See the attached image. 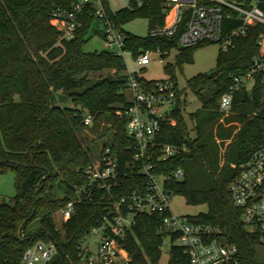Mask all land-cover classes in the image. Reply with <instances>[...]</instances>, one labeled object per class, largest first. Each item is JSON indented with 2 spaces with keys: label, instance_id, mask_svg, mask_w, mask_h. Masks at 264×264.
<instances>
[{
  "label": "trees",
  "instance_id": "16d2710c",
  "mask_svg": "<svg viewBox=\"0 0 264 264\" xmlns=\"http://www.w3.org/2000/svg\"><path fill=\"white\" fill-rule=\"evenodd\" d=\"M70 1L0 0V173L13 171L16 187L13 197L0 200V264H22L25 251L38 241L57 244V253L46 264H81L77 245L82 236L104 217L110 218L113 202L143 180V175L130 172L111 194L103 190L92 201L77 204L75 214L57 228L55 214L70 199L74 187L86 182L84 169L102 150L94 157L80 136L85 110L93 114L94 122L109 124L104 135L111 137L102 148L110 146L121 167L132 161L135 151L126 131L129 101L123 57L107 50H84L93 31L89 20L75 38L56 45L59 31L50 23L49 13ZM138 14L149 16L150 28L164 22L159 2L124 8L116 16L123 23ZM126 40L134 56L144 49L175 46L174 39L149 35L126 34ZM203 44L177 48L178 63L183 58L190 60L193 50ZM257 55L264 57V25L252 26L247 36L235 39L233 47L221 49L214 72L187 80V89L201 103L190 115L195 139L189 137L180 90L173 112L176 124L163 123L156 137L161 144L187 146L186 153L160 165L166 173L178 167L185 170L183 180L171 182L169 188L172 194L183 195L187 204L207 206L205 213L190 216V220L219 226L226 239L237 245L238 264H263L257 254L261 244L232 206L229 186L237 175L236 166L264 142V83L257 80L251 90L244 85L234 93L232 113L225 123L220 122L223 114L218 103L233 85V77L246 73ZM139 81L151 84L154 80ZM59 94L66 95L73 106H62ZM160 223L157 215L137 217L124 240L131 264H158ZM171 251L169 262L181 254V248L173 246Z\"/></svg>",
  "mask_w": 264,
  "mask_h": 264
},
{
  "label": "built area",
  "instance_id": "2783aa9c",
  "mask_svg": "<svg viewBox=\"0 0 264 264\" xmlns=\"http://www.w3.org/2000/svg\"><path fill=\"white\" fill-rule=\"evenodd\" d=\"M131 1L135 7L145 2L161 4L164 22L152 26L148 35L174 39L176 48L218 42L227 51L234 46L236 38L247 36L252 26L264 25V0H128L124 8H135ZM108 9L107 0H71L53 7L49 16L50 23L59 31L56 45L75 38L85 20H89L91 30L102 26L106 50L123 57L128 50L126 34L116 14H110ZM262 42L261 33L259 44ZM171 49H144L135 59L141 66L150 64L152 56L163 62ZM127 78L132 98L126 109V131L135 144L132 161L121 167L111 147H103L98 158L84 169L86 182L74 187L70 199L57 212L61 214L57 228L75 214L77 204L92 201L103 190L111 194L131 172L143 175L142 182L113 202L110 218L104 217L82 236L77 245L81 264H131L124 240L140 215L161 218L159 249L162 252L168 245L169 259L173 246L181 248V254L169 264H238V247L226 239L219 226L192 221L190 216L176 215L170 209L173 194L169 184L182 181L185 170L178 167L166 173L160 165L186 153L188 148L185 144L158 143L156 137L163 123L176 124L173 117L179 91L176 81L169 77L151 84L141 83L132 73ZM233 79V85L218 103L223 115L231 111L234 93L242 86L249 88L257 80L264 83V57L255 56L248 71ZM93 122V114L85 110L84 125L88 127ZM236 167L237 175L229 186L232 206L240 211L247 230L264 245V142ZM56 253L54 241H38L25 251L22 264H46Z\"/></svg>",
  "mask_w": 264,
  "mask_h": 264
},
{
  "label": "rangeland",
  "instance_id": "374dc122",
  "mask_svg": "<svg viewBox=\"0 0 264 264\" xmlns=\"http://www.w3.org/2000/svg\"><path fill=\"white\" fill-rule=\"evenodd\" d=\"M107 1L112 14H116L117 12L124 9L128 0ZM94 27H96V29L91 31L87 42L84 44V50L87 52H100L106 50L102 26L98 25ZM121 29L125 32V34L146 37L150 30V18L147 14L135 15L128 21L121 23ZM220 50L221 46L218 42L204 43L193 50L190 60L183 58V60L178 63L177 57L179 55V50L174 47L164 58L163 62H160L158 58L152 56V61L147 66L139 65L132 52L127 50L123 54L126 70L122 73L125 75L132 73L138 78H144L146 80L152 81L174 77L178 89L182 93L181 98L182 100H185L183 116L189 127V137L191 139H195L196 131L190 115L194 114L199 108H201V103L194 93L187 89L186 82L188 79L197 74H210L214 72L217 67V56ZM166 66H168L167 69ZM97 76L98 74L92 75V77ZM251 88L252 86L249 85L248 89L251 90ZM125 95L128 101L131 100L132 96L130 90L127 89L125 91ZM60 104L67 107L73 106L70 100H64L60 102ZM231 113L232 111H230L227 115H222L220 122L225 123V118ZM108 125L109 124L107 122L98 120L93 122V124L88 127H83L80 132V136L82 137L85 144L90 146L92 155L94 157L98 156V152L102 149L104 143L111 137L110 133L104 135V130L106 127H108ZM217 142L220 143L221 140L217 139ZM229 142L230 139L226 140L225 144L227 145ZM223 151L224 150L222 149V152ZM15 194V175L13 171L9 170L4 173H0V200L11 198ZM169 206L171 211L176 215L195 216L199 213H205L207 211V206L205 204H187L185 197L180 194H173L171 196ZM55 219L56 222H60V212L55 214ZM167 249L168 245L162 249V255L158 264H169V255L167 253ZM257 254L259 261L264 264V245L258 246Z\"/></svg>",
  "mask_w": 264,
  "mask_h": 264
},
{
  "label": "water",
  "instance_id": "95a60500",
  "mask_svg": "<svg viewBox=\"0 0 264 264\" xmlns=\"http://www.w3.org/2000/svg\"><path fill=\"white\" fill-rule=\"evenodd\" d=\"M66 99H67V96H66V95L59 94V101H60V102L66 100ZM7 204H8L9 206H13V205H14L13 202H7Z\"/></svg>",
  "mask_w": 264,
  "mask_h": 264
}]
</instances>
